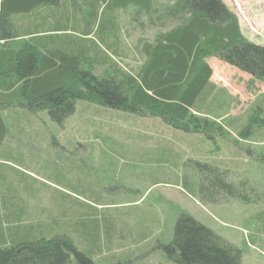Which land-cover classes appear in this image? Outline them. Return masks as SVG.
I'll return each mask as SVG.
<instances>
[{"label": "rangeland", "instance_id": "1", "mask_svg": "<svg viewBox=\"0 0 264 264\" xmlns=\"http://www.w3.org/2000/svg\"><path fill=\"white\" fill-rule=\"evenodd\" d=\"M224 2L238 16L243 34L264 45V0ZM117 13L123 30L120 56L115 58L123 69H137L142 62L138 39H153L157 30L143 31L130 10ZM93 31L90 37L79 36L82 43L108 52L98 25ZM59 37L56 44L69 38ZM207 61L216 89L208 96L207 108L196 114L224 129L225 134L214 131L216 142L174 132L153 116L93 114L82 105L63 126L47 112L12 117L14 127L9 124L0 155L4 226L6 214L15 210L24 214V222L36 227L39 223L49 236L67 234L97 264H170L164 247L173 241L180 215L189 213L238 246L241 264H264V173L254 159L264 155V114L257 109L258 104L264 107V84L215 57ZM94 72L104 75L107 67ZM28 124L32 129L20 134ZM94 132L109 133L112 139L101 143ZM163 151L169 155L166 161L160 160ZM199 160H219L234 183L248 180L249 202L234 197L202 204L193 188L199 181ZM176 253L174 246L172 255Z\"/></svg>", "mask_w": 264, "mask_h": 264}, {"label": "trees", "instance_id": "2", "mask_svg": "<svg viewBox=\"0 0 264 264\" xmlns=\"http://www.w3.org/2000/svg\"><path fill=\"white\" fill-rule=\"evenodd\" d=\"M121 10H130L129 16L143 31L157 30L153 39H138L136 50L142 62L137 69H123L115 58L120 56L123 26L117 12ZM101 13L106 14L105 21ZM97 25L109 53L79 38L93 35ZM59 36L69 38L56 44ZM212 57L264 84V45L243 34L238 16L224 0H0V155L9 124L14 127L22 113L47 112L63 126L79 105L91 107L93 114L153 116L174 132L216 142L214 131L225 134L224 129L196 114L207 108L208 96L216 89L207 61ZM98 67H107L106 74L94 72ZM257 109L264 114L261 104ZM20 129L25 134L32 125ZM110 135L94 132L101 143L110 141ZM161 156L162 161L169 158L164 151ZM254 159L264 173V155ZM215 161L195 162L199 181L193 188L200 202L206 205L234 197L249 202L250 182L228 180V170ZM5 217L6 227L0 214V264H97L67 234L49 236L39 223L36 227L30 220L24 222V214L15 210ZM164 249L170 264L242 261L238 246L189 213L180 215L174 239Z\"/></svg>", "mask_w": 264, "mask_h": 264}]
</instances>
